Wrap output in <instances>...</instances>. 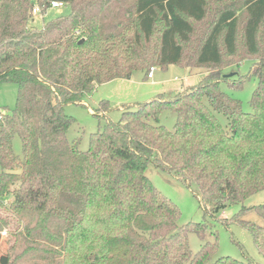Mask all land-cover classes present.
<instances>
[{
    "label": "trees",
    "instance_id": "16d2710c",
    "mask_svg": "<svg viewBox=\"0 0 264 264\" xmlns=\"http://www.w3.org/2000/svg\"><path fill=\"white\" fill-rule=\"evenodd\" d=\"M212 1L219 7L192 58L185 48L194 24L209 15L208 0H0V81L17 88L14 109L0 112L5 264H39L19 262L36 250V230L50 227L58 242L49 264H253L214 260L217 238L193 252L187 235L204 240L205 225L178 226V207L145 175L151 164L193 184L214 213L264 191V0H238V6ZM52 2L68 7V14L31 27L32 8L45 13ZM234 57L254 60L252 113L211 77L127 108L118 122L89 135L85 151L79 138L68 139L75 121L63 107L83 105L97 86L128 80L138 70L148 77L153 67H188L192 59L197 67L222 69L225 58ZM108 106L101 101L96 108ZM163 111L174 115L173 130L159 124ZM16 136L22 158L13 152ZM8 196L12 200L3 206ZM252 209L263 227L234 222L264 257V204ZM28 216L35 217L30 231L23 225Z\"/></svg>",
    "mask_w": 264,
    "mask_h": 264
},
{
    "label": "rangeland",
    "instance_id": "374dc122",
    "mask_svg": "<svg viewBox=\"0 0 264 264\" xmlns=\"http://www.w3.org/2000/svg\"><path fill=\"white\" fill-rule=\"evenodd\" d=\"M209 1V15L201 22L194 24L195 32L188 46L185 48V56H192L194 44L201 37L205 27L209 25V19H212L218 4L212 0ZM232 3L239 5L238 0ZM69 8L66 6L60 9H48L45 13H38L32 16L30 26L41 28L45 22L56 17L66 16ZM243 17L242 12L239 14ZM239 50L242 53L243 48L239 42ZM188 58V59H192ZM226 63L223 68L212 70L211 68H200L195 65L192 59L188 67H184V62L177 65L168 66L166 69L153 67L151 78L145 76L142 71L133 72L130 79H116L108 83L97 86L90 96L85 98L83 105L67 104L63 107L64 113L74 119L75 123L68 131L70 141L80 139L79 150L88 149V138L92 133H96L107 122H118L121 113L129 108L134 110L137 103H143L154 98L157 94L162 93L164 96H174L188 91L189 88H195L202 83L208 82V79L214 77L215 82H219V89L229 95L231 98L238 100L242 109L247 113H252V107L249 104L251 94L256 87L258 78L250 75L254 68L253 59H243L240 62L238 57L225 58ZM256 65V64H255ZM264 76V67L261 71ZM17 88L12 82L0 81V112L6 113L14 109L16 103ZM101 101L108 102V108L101 107L97 110V104ZM219 120L224 124L225 118L218 115ZM159 124L169 130L174 129L175 117L168 111L160 113ZM13 152L22 158V146L20 139L16 136L13 140ZM153 186L163 194L170 202L178 207L179 219L178 226H185L190 223H203L206 227V238L201 240L193 233H188L189 247L193 252H197L200 246L206 242H212L217 238L218 247L214 260L221 257H231L238 261H250L253 264H264V257L258 252L257 247L250 233L234 222V219L245 220L259 227H263V221L259 218L253 207L264 204V191L259 192L242 204L226 205L224 213L219 211L214 213L209 205L201 203L198 198L196 187L180 180L174 175L167 174L164 171L149 165L145 170ZM18 187L15 184L12 189ZM12 196L1 200L3 206H9ZM250 209L244 215L239 216L241 208ZM233 219V220H232ZM26 229L34 227L35 217L28 216L24 219ZM55 229L50 227L47 231L36 230V250L29 254L28 258L19 263L33 261L39 264H49L52 260L50 250L54 247L57 238L51 237V232ZM8 238V232L0 234V264L6 263L7 245L4 242ZM55 248V247H54ZM14 256V253L13 255ZM30 263V262H29Z\"/></svg>",
    "mask_w": 264,
    "mask_h": 264
},
{
    "label": "built area",
    "instance_id": "2783aa9c",
    "mask_svg": "<svg viewBox=\"0 0 264 264\" xmlns=\"http://www.w3.org/2000/svg\"><path fill=\"white\" fill-rule=\"evenodd\" d=\"M64 5L61 2H52L50 5V9H60L61 7H63ZM40 13V10L38 7H33L31 10V15L34 16L36 14ZM152 71L153 69H151L148 78H151L152 76ZM2 119V114L0 113V120ZM223 212V211H222ZM224 213V212H223Z\"/></svg>",
    "mask_w": 264,
    "mask_h": 264
},
{
    "label": "crops",
    "instance_id": "0c3cea01",
    "mask_svg": "<svg viewBox=\"0 0 264 264\" xmlns=\"http://www.w3.org/2000/svg\"><path fill=\"white\" fill-rule=\"evenodd\" d=\"M159 94H162V93H159ZM158 95V94H157Z\"/></svg>",
    "mask_w": 264,
    "mask_h": 264
}]
</instances>
